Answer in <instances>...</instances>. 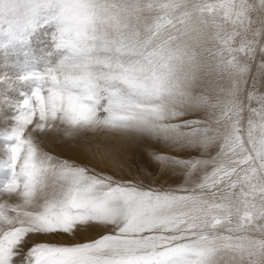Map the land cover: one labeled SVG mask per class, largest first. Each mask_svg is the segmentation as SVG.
<instances>
[{"label":"snow or ice","instance_id":"obj_1","mask_svg":"<svg viewBox=\"0 0 264 264\" xmlns=\"http://www.w3.org/2000/svg\"><path fill=\"white\" fill-rule=\"evenodd\" d=\"M0 38V264H264V0H0Z\"/></svg>","mask_w":264,"mask_h":264},{"label":"rangeland","instance_id":"obj_2","mask_svg":"<svg viewBox=\"0 0 264 264\" xmlns=\"http://www.w3.org/2000/svg\"><path fill=\"white\" fill-rule=\"evenodd\" d=\"M43 39H46V37L43 34H41V40H36L34 42L35 44V47L33 48L34 51L38 48L40 52H43V44H42ZM0 40H2V38H0ZM32 44L33 42L30 41V45ZM14 60L15 58H10L6 64L3 58V52L2 50H0V74H7L8 77L15 79V76L18 74V69L14 67ZM21 90L26 91L27 86L17 85L15 90H8L6 95L8 96L11 102H15L16 100L20 99L19 91ZM198 90H203V89H198ZM209 91H208V94H210ZM4 95H5V86L3 84H0V98H2ZM12 114H13V108L10 105H5L2 102H0V132H2L6 126H10L11 124L10 119L7 120V124H5L4 121L6 118H10ZM53 138L59 140V142L56 145H54L53 148H51V146L48 144L49 143L48 140H51ZM37 139H38L40 148L43 151L49 153L50 155L56 158L75 160V157L72 154V152L68 150V148L65 146L63 141L60 140V137H55L54 133H50L47 136H45V134H40L37 137ZM143 141L147 145H149L150 148L143 147V148L135 149V151H137L140 154L141 159L144 162L148 163L150 167L155 168L157 172H161L163 170V166L152 159L150 155V151L159 150L160 154L171 155L175 153V149H169L163 141H157L156 139L151 138V137H144ZM3 144H4L3 137L0 136V158L3 157V153H4ZM3 176H4L3 171H0V179H3ZM3 194H4L3 192H0V203L14 205L16 204V202H14V199H16V201L18 202V199L16 196L14 197V199L10 197L3 198L4 197ZM83 227H86V226H83ZM100 234H104V233H100ZM95 238H98L95 232H80L76 240L60 239L59 237L50 238L46 236H40L38 239H34L33 243L48 242V243H55V244H68V243H76V242H85V241H89ZM26 250L27 249H24L23 251H26Z\"/></svg>","mask_w":264,"mask_h":264},{"label":"bare ground","instance_id":"obj_3","mask_svg":"<svg viewBox=\"0 0 264 264\" xmlns=\"http://www.w3.org/2000/svg\"><path fill=\"white\" fill-rule=\"evenodd\" d=\"M221 83H223V81H221ZM209 90H210V91H209V93H210L209 95H212L213 93L211 92V89H210V88H209ZM254 91H255L256 95L258 96L259 94H261V92H264V89H259V88H258V89L254 90ZM246 103H247V102H246ZM251 106H252V107H257V108H258V107H259V104H258L255 100H253V101L251 102ZM242 115H243L242 126L246 128V127H247V118H248V116H249V113L245 112V113H243ZM254 119L258 122V117H254ZM60 140L63 141L64 144L67 142L66 138H60ZM49 141H50V140H48V142H49ZM46 142H47V141H46ZM58 142H59V140L56 139V143H55V144L50 143V142H49L48 144L51 146V148H53V146L56 145ZM3 196H4L3 198H5V197H8V198H9V197H10V198H13V199H14V197H15L14 194H11V195H10V194H7V193H4ZM14 202L18 203V202L16 201V199H14Z\"/></svg>","mask_w":264,"mask_h":264}]
</instances>
